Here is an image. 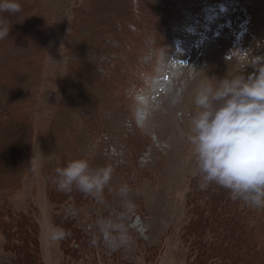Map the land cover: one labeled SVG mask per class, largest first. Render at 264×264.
I'll return each instance as SVG.
<instances>
[{
  "label": "rangeland",
  "instance_id": "374dc122",
  "mask_svg": "<svg viewBox=\"0 0 264 264\" xmlns=\"http://www.w3.org/2000/svg\"><path fill=\"white\" fill-rule=\"evenodd\" d=\"M183 2L188 13L167 25V13L176 14L179 5L162 3L169 11L160 14L158 32L141 0H19L27 19L21 12L16 20L0 14L15 25L0 40V147L9 142V153L0 156V264H226L232 256L234 264H264V207L233 200L214 183L204 185L186 139L196 90L235 72L236 61L226 59L234 55L230 51L264 55V0ZM227 6L235 11L228 27L222 20L211 23ZM204 43L205 54L196 59ZM189 51L197 74L190 64L178 68ZM177 93L182 102L173 106ZM137 96L148 98L142 124L135 117ZM86 111L88 117L82 116ZM92 117L91 127L85 118ZM18 119L27 125L23 141L29 146L22 151L28 159L11 164L9 154L21 147L5 133L21 128ZM60 120L59 135L47 132ZM72 157L92 169L112 166L100 201L87 194L80 200L50 195L49 179ZM125 184L131 210L118 194ZM224 196L234 204L241 234L217 219L224 205L214 200ZM118 217L130 243L113 251L106 240L118 232L102 230L101 222ZM208 223L218 229L210 232ZM199 226L192 236L189 230ZM53 229H62L63 238L50 239ZM218 243L226 252L202 260Z\"/></svg>",
  "mask_w": 264,
  "mask_h": 264
},
{
  "label": "clouds",
  "instance_id": "9594fccd",
  "mask_svg": "<svg viewBox=\"0 0 264 264\" xmlns=\"http://www.w3.org/2000/svg\"><path fill=\"white\" fill-rule=\"evenodd\" d=\"M18 0H0V14L21 12ZM9 25L0 18V40L8 37ZM260 45L257 44V47ZM234 55L226 57L236 61L235 72L212 83L202 84L195 92V111L188 113L190 127L186 139L191 145L198 174L204 185H215L229 191L233 200H243L255 208L264 207V55H254L251 49L236 48ZM164 56V52L162 53ZM197 74L195 66L191 65ZM253 71L244 74L245 69ZM135 117L138 124L147 118L148 98L137 96ZM182 102L177 93L170 103ZM53 183L58 191H71L73 186L98 201L106 185L112 179V166L90 168L85 159L69 161L66 166L56 168ZM130 189L122 185L118 194L124 207L131 210L128 200ZM101 222L104 231L116 230L118 235L107 238L109 248L130 243L127 228L117 220ZM64 236L62 229H53L50 239Z\"/></svg>",
  "mask_w": 264,
  "mask_h": 264
},
{
  "label": "trees",
  "instance_id": "16d2710c",
  "mask_svg": "<svg viewBox=\"0 0 264 264\" xmlns=\"http://www.w3.org/2000/svg\"><path fill=\"white\" fill-rule=\"evenodd\" d=\"M142 2H143V4L146 6V8L150 11V13H151V15L153 16V19H154V22H153V24L155 25V27H154V29H156L157 30V32H158V29H160V14L162 13V14H165V12L164 11H169V9H168V3L167 4H163V5H165L167 8L164 10V7H163V5H162V3L164 2V1H168V0H164L163 2H160V0H141ZM173 2L175 1L176 2V4L177 5H179V8H177V13L176 14H171L170 15V13H172L171 11H170V13H167L168 14V16H166V18H165V20H164V24H170L171 22H173V21H175L176 19H175V17L176 16H178V20H180V19H182L185 15H186V13H188L187 12V10H188V8H189V5L188 4H184L185 2H183V0H172ZM188 1H190V0H188ZM18 2H19V0H18ZM26 8V5H23V6H21V13H20V15L22 14V16H23V18H26L27 19V13L29 12H27L26 13V10H24ZM200 8V4L198 5V6H196V7H193L192 8V10H198ZM176 9V8H175ZM24 10V11H23ZM24 12H25V14H24ZM175 13V12H174ZM9 19H13V20H16V17L15 16H17L18 14H9L10 16H8V14L7 13H4ZM166 15V14H165ZM172 15H175V16H172ZM13 20H11V21H13ZM14 22V21H13ZM166 25H164V27H166ZM9 27L11 28V27H15V25H13V24H11V25H9ZM23 27V28H22ZM111 27V26H110ZM148 28V27H147ZM20 29H21V31H24V29H25V31L27 32V31H29V28H25L24 27V25L22 26L21 24H20ZM27 35L28 36H32L33 34L30 32H27ZM135 46H137L136 44H134ZM136 48V47H135ZM134 56H136L135 54H134ZM133 56V57H134ZM129 57L130 58H132V54L131 55H129ZM94 113V110L92 109V114ZM82 116H87L88 117V111H86L85 113H84V115H82ZM86 119V121L90 124V126L92 127V123H90L89 121H90V119L91 120H94L95 118L94 117H92V118H85ZM81 120H82V117L80 118V122H81ZM17 122H18V126H20L21 125V128L20 127H14L15 128V130H12V131H6V135L8 134L14 141H18V147H21V149H19V152H15L14 150H12V152H15V154H9V156H8V159H7V163H11V164H17V163H19V164H24L25 162H26V160L28 159L27 158V156L25 155V151H22V146H24V147H27V146H29V144L27 143H24V141L23 140H25V138H23V133H24V130H22V125H24L25 124V126L27 127V125H26V123H25V120L24 119H18L17 120ZM63 123H65L63 120H60L59 121V123L57 124V123H55L54 124V127L52 128V129H50V130H47V132L48 131H50V132H52L55 136H57V135H59L60 134V131H61V129H62V126H63ZM98 125V124H97ZM119 127H118V129H117V131L119 132V131H121V126H120V124L118 125ZM1 128H3L2 126H1ZM5 128V127H4ZM75 128V127H74ZM75 132H77V129H76V131ZM74 132V133H75ZM96 132V130H94V132L93 133H95ZM45 133V134H44ZM43 134L44 135H47V133L46 132H44ZM73 133V134H74ZM73 134H69L68 133V137L70 138L71 137V135H73ZM68 138V139H69ZM71 141H74V143H75V146H73V148H75L76 146H78L77 144H76V142H75V140H71ZM65 142H66V144H67V141L65 140ZM69 142V141H68ZM6 144H9V142H6V143H4V144H2L1 145V147H0V150H1V153H0V156H2L3 154H5V153H9V147H7L6 146ZM65 144V143H64ZM16 146V147H17ZM69 146H71L70 144H68V147ZM3 147V148H2ZM71 160H76V159H74V157H72L71 158ZM70 160V161H71ZM69 162V160L67 161V163ZM67 163H64V166H66V164ZM60 167H62V166H60ZM56 178V174L54 175V177H53V179H49V181H51L50 182V184H51V187H52V189H50V195L51 196H58V197H66V198H71V199H73V198H75V199H79L80 200V198H82V196L83 195H85L84 193H82L81 191H79L78 189H76V187L75 186H73V188H72V190L71 191H58L57 190V188H56V185L53 183V180ZM219 189L221 188V187H219V186H217ZM214 203L216 204V206H219V205H217V204H221L222 206L224 205V213H219V211L220 210H218V213L216 214L217 215V219L221 222V223H223V225H225V226H233L234 228H236V229H233V230H236L235 232V234H237V232H238V234H241L242 233V229H241V227L239 228V226H237V224H234V219H235V215H233V209H234V204H232L231 202H230V200H228L225 196H224V199L223 198H217L216 200H214ZM226 209H228V210H230V212H227L226 211ZM202 214V213H201ZM205 214H202V219L203 220H207V221H210V220H212L211 218H212V216H210V215H208V214H206L205 216H204ZM238 219V218H237ZM237 222V221H236ZM22 225V226H21ZM21 225H19V227H18V231H22V230H24V227L26 226V222H24V223H22ZM208 225L210 226V232H212V233H214L212 230H216V229H218V227H216L215 225H213V224H211V223H208ZM229 226V229H231V227ZM17 228V227H16ZM202 228V226H199L197 229H194V230H192V231H190L189 230V232H191V235L193 236V234L195 235V234H197L196 233V231L198 230L199 231V229H201ZM20 229V230H19ZM229 229H228V231H229ZM201 231V230H200ZM200 231L198 232V233H200ZM194 232V233H193ZM224 232V231H223ZM227 234H228V232H227ZM213 235V234H212ZM226 237H228L229 238V236H226V234H225V238ZM223 238H224V236H223ZM228 241H229V244H231L230 243V240L228 239ZM220 243H222V241H220ZM220 243H218L217 245H219V247L218 246H215L214 248H212V251H211V254H209V252L207 251H205L206 252V257H204V258H202V260H204L205 261V258H207V255H216V251L218 252V253H220L219 252V250L221 249V250H225V252H226V248H225V245H223V244H220ZM202 246V245H201ZM201 246H199L200 248H202ZM232 251H230V254H232L231 253ZM221 254H226V253H224V252H222L221 251ZM230 254H228L230 257H231V255ZM233 260H235V256H232V258H230V260L229 259H226V264L228 263V264H234V262H233ZM200 261H201V259H200Z\"/></svg>",
  "mask_w": 264,
  "mask_h": 264
},
{
  "label": "bare ground",
  "instance_id": "6f19581e",
  "mask_svg": "<svg viewBox=\"0 0 264 264\" xmlns=\"http://www.w3.org/2000/svg\"><path fill=\"white\" fill-rule=\"evenodd\" d=\"M219 20H220V19H219ZM213 34H214V32H213ZM213 34H212V35H213Z\"/></svg>",
  "mask_w": 264,
  "mask_h": 264
}]
</instances>
